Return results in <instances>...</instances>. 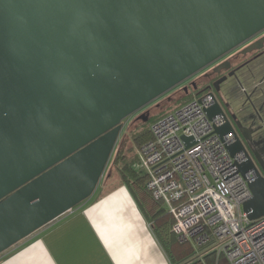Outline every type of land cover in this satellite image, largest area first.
Wrapping results in <instances>:
<instances>
[{"label": "water", "instance_id": "1", "mask_svg": "<svg viewBox=\"0 0 264 264\" xmlns=\"http://www.w3.org/2000/svg\"><path fill=\"white\" fill-rule=\"evenodd\" d=\"M262 30L264 0H0V254L94 195L124 119ZM225 79L221 136L251 119L228 117Z\"/></svg>", "mask_w": 264, "mask_h": 264}, {"label": "built area", "instance_id": "2", "mask_svg": "<svg viewBox=\"0 0 264 264\" xmlns=\"http://www.w3.org/2000/svg\"><path fill=\"white\" fill-rule=\"evenodd\" d=\"M215 103L204 93L152 125V139L140 148L147 188L173 215L180 243L216 246L230 264H264V216L250 219L244 210L253 196L250 173L240 170L246 157L230 153L232 133H216L226 121L208 115Z\"/></svg>", "mask_w": 264, "mask_h": 264}, {"label": "crops", "instance_id": "3", "mask_svg": "<svg viewBox=\"0 0 264 264\" xmlns=\"http://www.w3.org/2000/svg\"><path fill=\"white\" fill-rule=\"evenodd\" d=\"M97 192L0 254V264H171L127 184Z\"/></svg>", "mask_w": 264, "mask_h": 264}, {"label": "flooded vegetation", "instance_id": "4", "mask_svg": "<svg viewBox=\"0 0 264 264\" xmlns=\"http://www.w3.org/2000/svg\"><path fill=\"white\" fill-rule=\"evenodd\" d=\"M218 65L221 68L217 73L214 68ZM220 78L226 79L221 84V91L216 93L228 117L232 119L235 114L237 120L244 116L251 118L239 129L236 128L237 134L231 133L235 139L239 137L242 140L244 150L241 152L251 165V169L245 174L250 173L251 182H255L260 197L264 199V96L260 102L254 101L261 91L264 95V30L175 89H179L181 93L194 91L198 95L215 92L212 85ZM143 112H146V108L137 113Z\"/></svg>", "mask_w": 264, "mask_h": 264}, {"label": "trees", "instance_id": "5", "mask_svg": "<svg viewBox=\"0 0 264 264\" xmlns=\"http://www.w3.org/2000/svg\"><path fill=\"white\" fill-rule=\"evenodd\" d=\"M202 94L204 93L198 96ZM152 137L151 129H149L135 138V144L139 147ZM119 151L115 160L109 162L106 170L108 174L105 173V177L109 176L112 165H118ZM124 168L129 170L130 174L121 168L123 182L132 190L171 264H230L225 255H218L216 246H206L196 250L190 243H180L173 231L175 219L165 203L156 199L147 188L148 177L145 171L142 169L140 172H135L128 164H124Z\"/></svg>", "mask_w": 264, "mask_h": 264}, {"label": "rangeland", "instance_id": "6", "mask_svg": "<svg viewBox=\"0 0 264 264\" xmlns=\"http://www.w3.org/2000/svg\"><path fill=\"white\" fill-rule=\"evenodd\" d=\"M175 88L171 89L159 98L153 100L144 107L146 108V111H149V118L147 121H142L139 119V115L141 113H134L124 119V127L121 132L120 139L110 159V162L114 161L116 156L118 155V150H120V156L117 159L118 165L115 164L111 166V171L108 177H105L104 174L99 187H101L103 183V185L106 186L107 190L122 183L123 177L121 168H123L128 174H130V171L124 168V164H128L135 172H140L143 169L140 157V148L142 145L138 147L135 144V138L141 133L151 129L152 125L155 122L162 119L167 114L203 95L202 94L198 96V94H196V92L194 91L190 93H181L179 89ZM98 193L99 192H97V194L92 196L89 200H94L97 197Z\"/></svg>", "mask_w": 264, "mask_h": 264}]
</instances>
